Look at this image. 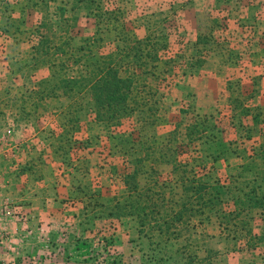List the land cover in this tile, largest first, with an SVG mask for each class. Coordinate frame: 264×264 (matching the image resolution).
Listing matches in <instances>:
<instances>
[{"label":"rangeland","instance_id":"374dc122","mask_svg":"<svg viewBox=\"0 0 264 264\" xmlns=\"http://www.w3.org/2000/svg\"><path fill=\"white\" fill-rule=\"evenodd\" d=\"M29 1L34 6L33 10L42 12V19L51 20L53 28L42 35L57 45L69 39L72 45L77 46L81 39L94 35L98 30L113 39L114 36L119 38L123 34L136 39L153 33L156 36H167L168 46L159 51V62L150 65L152 69L149 68L150 71L157 72L156 77L151 79V84L152 91L156 93L154 99L158 101V125L156 130L154 129L155 137L142 145L144 155L151 156L152 150L158 151L164 147L163 144L172 131H175L174 136L177 140L173 146L170 144L168 147L173 150L176 147V153H180L185 128L193 118L198 115H213L219 120H217L219 134L226 142V147H229V161L232 160L225 168L226 162L222 164L218 172L213 170L215 166L211 164L207 167L212 168L215 176L230 186L237 184L241 187L243 180L251 182L250 185H258L262 177L264 178V106L261 108L256 105L257 100L248 97L251 95L248 93L250 90H247L248 92L243 90L240 84L245 81L246 84H250V81L257 78V81H262L259 79L260 75L256 74L257 70L250 69L255 64H264L261 61L264 54L261 52L264 51V28H259L257 19L251 14L254 11L250 10V0H94L101 9L100 21L96 19L98 15L96 10L88 12L82 8L83 1ZM20 3L23 1H18L17 6ZM57 6L63 7L66 12L56 10ZM36 18L38 17L33 20ZM66 21L70 23L67 31ZM18 25L22 27L12 26L11 29L17 28V31L20 29L21 36L27 38V41L39 39L33 32L36 25ZM199 38H202L201 43L196 45ZM25 44H28L30 49L32 43ZM110 48L108 45L106 51ZM97 49L94 48V51ZM202 50L206 53L205 60L208 57L213 58L217 52L232 57L230 66L227 64L228 61L223 64L225 67L233 68L225 78L230 77L225 83L226 89L215 90L217 95L215 99L211 98L212 103H205V60L202 66L199 62ZM256 58H259L258 62ZM46 61V57L40 55L34 62L29 57L19 65L13 64L12 70L9 69L11 76L3 79L4 85L0 88V95L17 96L16 94L25 91L22 88L16 90L17 85L24 82L30 87L28 86L29 89L23 95L31 98L37 96L29 90L35 84H40L37 86L38 90L44 87L45 84L40 82L50 75ZM241 68L246 71H242ZM254 92L256 93L257 89H254ZM62 104L59 106L65 107L68 114L70 112L71 120L81 116L79 124L81 131L75 133L74 137L55 138L51 141V148L59 147V156L63 159L65 171L69 169L73 171L74 166L77 168L73 171L74 179L76 183L80 182L84 186L81 190L82 197H85V189L90 190L94 184L105 197L116 196L120 200L125 199L121 174L131 166L132 153L141 146L137 139L138 116L127 117L123 119L121 126L107 129L93 121L86 97L63 101ZM236 107L248 110L250 117L241 119L239 116L241 109ZM252 116L255 122L252 121ZM74 126L77 128L78 123L75 122ZM244 127L252 129L251 139H246ZM155 147L156 149H148ZM157 157V153L153 155L152 163L160 174L157 180L158 187L165 190L176 186L172 167L159 164L157 159H154ZM250 163L254 168L245 171L247 164ZM99 169H102L106 176L95 177ZM241 172L242 176H239ZM257 189L262 194L264 184ZM81 194L77 193L76 196ZM8 207L1 206L0 214H6ZM96 210L108 212L106 208ZM221 220H223L221 216L212 214L202 223L198 220L192 221L193 226L183 223L178 225L180 230L178 239H172L171 235L172 240L165 241L162 240L164 236H159L153 243L138 236L136 224L130 219L122 221L112 219L111 223L107 220L101 221L103 225L97 232L82 235L83 248L77 253L75 264H186L192 255L205 258L210 253L212 257L210 264H264V211L253 212L249 220L253 232L262 238L260 241H254V248H247L244 243H240L241 241H237L236 244L227 236V232L221 231L218 225ZM228 228L230 231L234 229L233 226ZM2 239L3 235L1 241ZM201 264H205V261Z\"/></svg>","mask_w":264,"mask_h":264},{"label":"trees","instance_id":"16d2710c","mask_svg":"<svg viewBox=\"0 0 264 264\" xmlns=\"http://www.w3.org/2000/svg\"><path fill=\"white\" fill-rule=\"evenodd\" d=\"M78 1H83L82 8L88 12L96 10V19L100 21L99 4L94 0ZM56 10L66 12L61 6H57ZM50 21L43 18L33 28L39 39L28 41L32 43L30 49L33 62L43 55L50 70L49 77L40 82L45 84L42 90L37 88L40 84L34 85L33 93L46 98L64 97L73 101L86 97L93 121L107 129L121 126L127 117L138 116L137 139L141 146L132 153L131 166L121 174L125 199L120 200L116 196L105 199L100 193L96 194L94 206L108 211H97L99 217L109 223L112 219H130L136 224L138 236L153 243L159 236H164L162 240L165 241L176 240L180 237L178 225L185 223L193 226L192 221L202 223L213 214L221 216L223 220L218 224L221 231L227 232V236L236 244L241 241L247 248H254V241L262 238L253 232L249 220L253 212L264 211V191L259 194L257 189L264 184V178L258 185H250L251 182L243 180L241 187L237 184L230 186L217 178L212 168L207 167L208 164L215 166L219 161L229 159V147H226V142L219 134L217 117L207 114L195 116L185 128L180 153H176V147L174 150L168 147L170 144L173 146L177 140L175 131H172L164 147L158 151L156 147L148 148L156 150L151 151V156L144 155L142 145L155 137L153 134L158 125V101L154 99L156 93L152 91L151 84L157 72L150 71V65L159 62V51L168 46L167 36H156L153 33L136 39L123 34L113 39L98 30L94 35L81 39L77 46L72 45L69 39L57 45L42 35L53 28ZM66 22L67 31L70 23ZM201 39H198L196 45H200ZM108 45L111 48L106 51ZM94 48L98 49L94 51ZM203 51L199 60L201 66L206 54ZM240 109L241 119L250 117L248 110ZM252 121L255 122L253 116ZM243 131L246 139H251L252 129L244 127ZM156 153L158 157L154 159L159 164L170 165L176 178V186L167 190L158 187L160 174L152 163ZM253 168L252 163L247 164L245 171ZM239 176H242V172ZM84 195L93 197L88 192ZM229 226L234 229L230 231ZM204 261L205 264L212 263L211 253L205 258L192 255L186 264H201Z\"/></svg>","mask_w":264,"mask_h":264},{"label":"crops","instance_id":"0c3cea01","mask_svg":"<svg viewBox=\"0 0 264 264\" xmlns=\"http://www.w3.org/2000/svg\"><path fill=\"white\" fill-rule=\"evenodd\" d=\"M18 1L23 3L17 6ZM250 1V10L254 11L251 14L257 19L259 28H264V0ZM33 8L29 0H0V88L4 85L3 79L11 76L13 64L19 65L31 57L29 46L25 44L28 39L21 36L20 29L11 28L22 27L18 24H39L42 12ZM35 17L38 18L33 20ZM216 54L205 60V103H212L211 98L217 95L215 90L225 88L230 77L225 78L233 69L223 65L228 61L230 66L232 57ZM255 60L258 62L259 58ZM261 61L264 63V54ZM250 69L257 70L262 81L257 78L250 84L246 81L240 84L243 90H250L248 97L256 99L255 104L262 108L264 64H255ZM17 86L16 90L25 91L17 96L0 95V207L9 206L6 214H0V235L4 236L0 244V264H75L77 253L83 248L82 235L97 232L106 220L94 209L96 194L100 191L95 188L98 186L93 184L90 190L85 189L84 193H91L93 197L83 198L84 186L74 179L73 171L77 168L65 171L59 147L51 148L55 138L64 139L80 133L81 116L71 120L70 112L68 114L65 107L59 106L63 101H72L70 99L26 97L23 94L30 85L22 82ZM33 87L29 90L32 94ZM229 159L216 163L214 170L218 172L225 162L224 168L228 166L232 160ZM104 175L102 169L95 173V177ZM77 193L81 195L76 196Z\"/></svg>","mask_w":264,"mask_h":264},{"label":"built area","instance_id":"2783aa9c","mask_svg":"<svg viewBox=\"0 0 264 264\" xmlns=\"http://www.w3.org/2000/svg\"><path fill=\"white\" fill-rule=\"evenodd\" d=\"M1 238H2V236L0 235V244H1Z\"/></svg>","mask_w":264,"mask_h":264}]
</instances>
